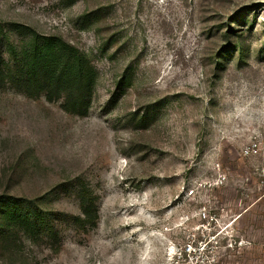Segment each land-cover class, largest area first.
<instances>
[{"label": "rangeland", "instance_id": "obj_1", "mask_svg": "<svg viewBox=\"0 0 264 264\" xmlns=\"http://www.w3.org/2000/svg\"><path fill=\"white\" fill-rule=\"evenodd\" d=\"M0 72V264H264V0H0Z\"/></svg>", "mask_w": 264, "mask_h": 264}, {"label": "trees", "instance_id": "obj_2", "mask_svg": "<svg viewBox=\"0 0 264 264\" xmlns=\"http://www.w3.org/2000/svg\"><path fill=\"white\" fill-rule=\"evenodd\" d=\"M32 33L33 49L25 65L28 71L26 78L34 82L41 79L43 86L46 87L61 86L64 90H69L67 94L72 99L77 101L84 99L85 94L90 92L94 80V71L87 58L78 49L57 37H40ZM58 66L62 67V71L56 74L55 67ZM62 108L78 116L86 114V106L73 105V101L69 105L64 104ZM91 214V209L82 205L84 222L90 223Z\"/></svg>", "mask_w": 264, "mask_h": 264}]
</instances>
